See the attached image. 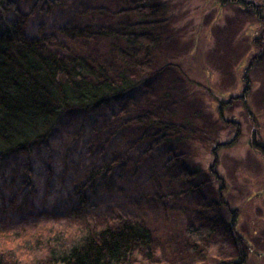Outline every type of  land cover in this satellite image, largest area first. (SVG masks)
I'll list each match as a JSON object with an SVG mask.
<instances>
[{
	"label": "rangeland",
	"instance_id": "374dc122",
	"mask_svg": "<svg viewBox=\"0 0 264 264\" xmlns=\"http://www.w3.org/2000/svg\"><path fill=\"white\" fill-rule=\"evenodd\" d=\"M13 1L27 17L28 39L62 58L88 59L115 81L125 75L134 87L88 114L66 113L46 143L0 161L1 245L12 234L125 218L146 224L154 242L151 261L137 252L129 264H219L240 252L247 264H264V152L252 143L256 135L264 146V0H240L250 8L153 0L165 9L159 25L134 30L157 39L148 49L123 40L140 24L125 12L147 0ZM74 30L90 36L71 39L66 32ZM121 52H134L142 66L124 67ZM146 115L187 131L163 140L157 126L138 121ZM213 144L219 183L208 172ZM187 169L200 174L186 182ZM192 228L206 236L191 238ZM48 252L35 249L31 263L50 264ZM18 257L9 255V264Z\"/></svg>",
	"mask_w": 264,
	"mask_h": 264
},
{
	"label": "trees",
	"instance_id": "16d2710c",
	"mask_svg": "<svg viewBox=\"0 0 264 264\" xmlns=\"http://www.w3.org/2000/svg\"><path fill=\"white\" fill-rule=\"evenodd\" d=\"M230 2L245 8L251 6L240 0ZM164 10L153 0H147L144 5L125 12L136 16L140 24L132 32L124 34L123 40L129 46L142 49L157 47L158 41L152 34H135L134 30H153L159 25ZM255 11L259 13L257 9ZM10 14L16 15L13 21L8 19ZM26 25L27 17L20 15L13 0H0V161L22 151L31 152L36 145L46 143L66 113L88 114L122 98L134 87L125 75H120L115 81L104 67L94 65L88 59L62 58L50 52L41 41L26 37ZM104 33L114 36L110 32L99 35ZM66 34L71 39L90 36L87 30L67 31ZM120 55L124 67L142 66L134 52H121ZM248 93L249 86L246 85L239 99L245 101ZM138 121L157 126L163 140L187 131L184 127L154 120L149 115L140 117ZM230 128L236 131L234 126ZM252 143L264 152V146L256 135ZM219 146L213 144L210 150L214 165L208 169L210 177L218 183L222 180L215 168ZM199 174V169H187L182 179L191 182ZM218 190L221 194L223 187ZM231 214L226 229L233 233L237 217ZM218 223L226 224L219 220ZM206 232L195 228L188 230L189 236L199 241ZM9 237L3 236L10 239L8 246L0 242V264H9V255L19 256L16 264H32L33 251L45 247L49 249L47 259L50 264H129L137 252H141L148 261L154 255L153 234L149 227L143 222L125 218H119L115 225L99 228L41 229ZM232 238L235 244L242 246L239 237L233 234ZM219 264H247V256L240 252L235 261Z\"/></svg>",
	"mask_w": 264,
	"mask_h": 264
}]
</instances>
